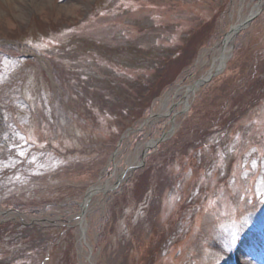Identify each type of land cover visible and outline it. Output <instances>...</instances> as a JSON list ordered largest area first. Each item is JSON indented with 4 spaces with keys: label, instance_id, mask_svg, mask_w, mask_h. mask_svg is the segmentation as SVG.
I'll list each match as a JSON object with an SVG mask.
<instances>
[{
    "label": "rangeland",
    "instance_id": "obj_1",
    "mask_svg": "<svg viewBox=\"0 0 264 264\" xmlns=\"http://www.w3.org/2000/svg\"><path fill=\"white\" fill-rule=\"evenodd\" d=\"M257 2L0 0V264H264V4L181 102ZM206 29L123 129L110 108L144 109L155 63Z\"/></svg>",
    "mask_w": 264,
    "mask_h": 264
},
{
    "label": "trees",
    "instance_id": "obj_2",
    "mask_svg": "<svg viewBox=\"0 0 264 264\" xmlns=\"http://www.w3.org/2000/svg\"><path fill=\"white\" fill-rule=\"evenodd\" d=\"M203 31L196 32L193 34L190 38L187 39V44L185 47H182L181 50L172 57L166 56L155 63L154 70L155 73L151 77L150 82L146 83L144 86L142 84L139 86V97L141 98V102H144V109H142L139 113L135 114L132 113L133 107L132 105H129L127 102L126 105H123L119 108V112L115 111L114 108L112 109L113 115H121V113L128 112L132 117L131 118H125L127 122L122 123L120 126L126 128L127 126L131 125L134 121L141 118L144 115L146 107L149 105V103L157 97L160 92L168 86L178 75V73L187 65H189L194 58V55L196 53V50L199 46L204 44V42L207 40L208 32L207 29L202 33ZM259 77V76H257ZM260 82L259 79L255 80V87L259 89V91L264 90L262 87L258 85ZM101 98L100 96H98ZM123 99L127 100L125 97ZM101 100V99H100ZM143 100V101H142ZM104 104L109 105L106 101H104ZM7 225H2L0 227V231H6L4 228ZM11 226H8L10 228ZM12 229H18V228H25V225L19 222L13 223Z\"/></svg>",
    "mask_w": 264,
    "mask_h": 264
},
{
    "label": "bare ground",
    "instance_id": "obj_3",
    "mask_svg": "<svg viewBox=\"0 0 264 264\" xmlns=\"http://www.w3.org/2000/svg\"><path fill=\"white\" fill-rule=\"evenodd\" d=\"M264 4V0H258L257 3H255L253 9L251 10V14H255L256 12H258V10L262 7V5ZM246 25H243L241 28H245ZM232 37L230 35V33L226 36V38L222 39V41L218 44V46L216 47V53L214 54V60L213 62L211 63V67H210V70L208 73L210 72H213L217 69H219L220 65H222L223 61H225V59L228 57L229 55V48H228V45L229 43L232 42ZM197 88V87H196ZM196 88L194 89L193 88V84L190 85V86H187L186 89H185V94H184V98L183 100L181 101L184 105L187 104L188 102V98L189 96L192 94V92H194L196 90ZM183 91V88L182 87H179L177 88L176 90V94L180 93ZM153 117L154 114H152ZM152 117V118H153ZM151 143L152 141L148 142L146 145H145V148L146 147H150L151 146ZM131 167V166H130ZM125 177V173L123 172L119 178H124ZM107 187V186H106ZM105 187L101 188L99 185H96L94 187H92L90 190V192H93V191H99V190H103ZM80 224V232H81V235H82V238L83 236L85 235V222H84V219L82 218V220H80L79 218V222Z\"/></svg>",
    "mask_w": 264,
    "mask_h": 264
},
{
    "label": "water",
    "instance_id": "obj_4",
    "mask_svg": "<svg viewBox=\"0 0 264 264\" xmlns=\"http://www.w3.org/2000/svg\"><path fill=\"white\" fill-rule=\"evenodd\" d=\"M257 13L255 14H249V16L241 23V24H237V25H234L230 28V31L224 36V38H226V36L230 33L231 37L234 38L235 34L241 29V27L247 23H249L251 21V19L256 15ZM223 38V39H224ZM225 67V63L223 61L222 65H220L219 69H217L214 73H209L205 78H200L196 83L193 84V88L199 86L200 84L202 83H205L207 81H209L212 76L214 75H217L218 73H220V71H222V69ZM150 118V117H149ZM149 119H146L137 129L141 128V126L144 124V123H147ZM136 129V130H137ZM169 132H172V129L169 131ZM129 132L127 131L125 134H128ZM166 133H163L161 138L155 140L154 143H156L157 141H161L164 139ZM124 135H122L118 141V144H120L121 140L123 139ZM142 154L143 156L146 154V149H144L142 151ZM143 163V161H142ZM138 167V166H137ZM118 182V181H117ZM96 191H93V192H90V190L86 193V197H85V200L81 203L80 207H81V215H80V218L82 219L84 217V213L86 211V206L88 204V201L90 199V197L95 194ZM12 212V211H10ZM2 213H5V212H2Z\"/></svg>",
    "mask_w": 264,
    "mask_h": 264
},
{
    "label": "snow or ice",
    "instance_id": "obj_5",
    "mask_svg": "<svg viewBox=\"0 0 264 264\" xmlns=\"http://www.w3.org/2000/svg\"><path fill=\"white\" fill-rule=\"evenodd\" d=\"M258 194H259V192H258Z\"/></svg>",
    "mask_w": 264,
    "mask_h": 264
}]
</instances>
